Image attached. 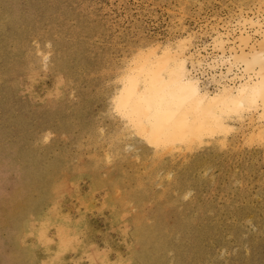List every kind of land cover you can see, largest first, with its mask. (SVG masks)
Here are the masks:
<instances>
[{
	"label": "rangeland",
	"instance_id": "1",
	"mask_svg": "<svg viewBox=\"0 0 264 264\" xmlns=\"http://www.w3.org/2000/svg\"><path fill=\"white\" fill-rule=\"evenodd\" d=\"M262 44L264 0H0V264H264L262 106L157 141L119 96L150 51L216 94Z\"/></svg>",
	"mask_w": 264,
	"mask_h": 264
},
{
	"label": "bare ground",
	"instance_id": "2",
	"mask_svg": "<svg viewBox=\"0 0 264 264\" xmlns=\"http://www.w3.org/2000/svg\"><path fill=\"white\" fill-rule=\"evenodd\" d=\"M262 46L261 51L254 50L242 58L233 56L234 64H244L247 72H255L256 77L249 76L251 79H245L239 86L226 85L216 94L209 93L207 84L201 83V80L206 79L207 64L194 65L193 70L191 67L193 75L185 58L173 52L175 49H166L159 58L152 49L136 61L133 70L126 76L127 84L119 94L120 105L131 121L149 124L150 134L157 141L188 137L193 140L227 132L230 127L227 122L231 117L242 118L261 106L264 109ZM232 60L230 56L228 61Z\"/></svg>",
	"mask_w": 264,
	"mask_h": 264
},
{
	"label": "built area",
	"instance_id": "3",
	"mask_svg": "<svg viewBox=\"0 0 264 264\" xmlns=\"http://www.w3.org/2000/svg\"><path fill=\"white\" fill-rule=\"evenodd\" d=\"M195 73V72H194ZM209 87H212L213 88V86H209Z\"/></svg>",
	"mask_w": 264,
	"mask_h": 264
}]
</instances>
